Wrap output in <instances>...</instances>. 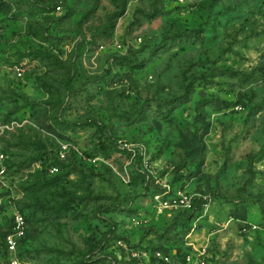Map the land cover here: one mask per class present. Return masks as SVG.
Returning a JSON list of instances; mask_svg holds the SVG:
<instances>
[{"label":"rangeland","instance_id":"374dc122","mask_svg":"<svg viewBox=\"0 0 264 264\" xmlns=\"http://www.w3.org/2000/svg\"><path fill=\"white\" fill-rule=\"evenodd\" d=\"M0 153V264H264V0H0Z\"/></svg>","mask_w":264,"mask_h":264},{"label":"built area","instance_id":"2783aa9c","mask_svg":"<svg viewBox=\"0 0 264 264\" xmlns=\"http://www.w3.org/2000/svg\"><path fill=\"white\" fill-rule=\"evenodd\" d=\"M68 157H69V147L67 145H61V148L57 152V160L60 163H63V162H65L68 159ZM3 159H4V156H3L2 153H0V175L3 174V172H4V168L2 166ZM48 173L50 175L56 174L57 173V168L54 167V166H50L48 168ZM23 223H24L23 217L21 215H16V217H15L16 230H15L14 234H17L18 231L21 230V227L23 226ZM14 234H10V235H8L6 237V242H7L8 248L10 250H14L15 247H16ZM155 256L156 257H160V254L157 253V254H155ZM12 264H21V263L19 261L13 260Z\"/></svg>","mask_w":264,"mask_h":264},{"label":"trees","instance_id":"16d2710c","mask_svg":"<svg viewBox=\"0 0 264 264\" xmlns=\"http://www.w3.org/2000/svg\"><path fill=\"white\" fill-rule=\"evenodd\" d=\"M58 161V160H57ZM51 165H49L48 167H44V171L43 172H45V174L47 175V176H49V177H56L57 175H58V173H56V174H54V175H50L49 173H48V168L50 167Z\"/></svg>","mask_w":264,"mask_h":264}]
</instances>
